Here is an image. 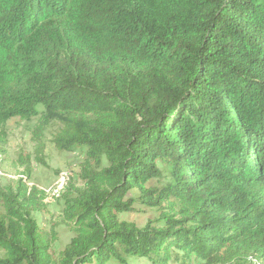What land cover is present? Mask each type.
<instances>
[{"label": "trees", "instance_id": "trees-1", "mask_svg": "<svg viewBox=\"0 0 264 264\" xmlns=\"http://www.w3.org/2000/svg\"><path fill=\"white\" fill-rule=\"evenodd\" d=\"M16 117L41 163L52 124L84 151L83 184L56 258L21 155L0 264H264V0H0V154ZM137 202L159 217L120 219Z\"/></svg>", "mask_w": 264, "mask_h": 264}, {"label": "rangeland", "instance_id": "rangeland-1", "mask_svg": "<svg viewBox=\"0 0 264 264\" xmlns=\"http://www.w3.org/2000/svg\"><path fill=\"white\" fill-rule=\"evenodd\" d=\"M38 118L31 120L12 118L7 123V146L6 152L0 154V184L7 185L14 183L25 169L26 164H22L20 156L29 155L32 166V178L29 184L36 185L45 192L41 198V209L34 211V217L46 232L55 233L53 242L54 256L57 258L76 235L72 221H66L63 215V206L66 198L73 195L77 187L82 186L78 174L81 171V164L85 159V152L82 150L60 151L53 141L54 134L58 126L52 124L45 132L44 136V157L46 164L36 159L33 140V130L36 127ZM166 179L161 177L151 181L153 185H163ZM135 210L121 213L120 219L136 222L139 226H144L149 220L159 217V210L147 207L140 203H135ZM2 252L0 251V254ZM130 264H150L145 258H130ZM112 264V263H110ZM176 264V263H172ZM191 264H202L201 261L194 260Z\"/></svg>", "mask_w": 264, "mask_h": 264}, {"label": "crops", "instance_id": "crops-1", "mask_svg": "<svg viewBox=\"0 0 264 264\" xmlns=\"http://www.w3.org/2000/svg\"><path fill=\"white\" fill-rule=\"evenodd\" d=\"M146 259V258H145Z\"/></svg>", "mask_w": 264, "mask_h": 264}]
</instances>
